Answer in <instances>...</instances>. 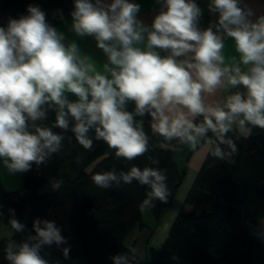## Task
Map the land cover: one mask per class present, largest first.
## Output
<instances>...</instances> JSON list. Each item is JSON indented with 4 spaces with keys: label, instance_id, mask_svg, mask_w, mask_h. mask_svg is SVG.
I'll use <instances>...</instances> for the list:
<instances>
[{
    "label": "clouds",
    "instance_id": "1",
    "mask_svg": "<svg viewBox=\"0 0 264 264\" xmlns=\"http://www.w3.org/2000/svg\"><path fill=\"white\" fill-rule=\"evenodd\" d=\"M156 3L160 10L147 25L138 18L140 5L130 0H74L71 31L96 41L106 56L100 66L81 54L76 41L65 42L38 5L0 26V162L9 173L47 163L69 131L86 151L92 150L94 133L117 158L135 160L149 151L145 116L165 141L192 150L207 144L213 157L227 161L238 151L228 133L247 138L249 126L264 129V15L255 16L242 0H210L217 19L202 29L195 0ZM227 38L238 54L231 63L224 55ZM224 88L235 91L223 102H208ZM129 102L133 111L127 110ZM50 111L55 119L49 125ZM91 179L102 189L133 181L147 186L142 212L154 201L167 203L170 195L158 167L112 168ZM9 211L12 229L25 231ZM32 229L35 234L24 241L7 244L9 264H49L43 249L67 245L55 221L36 218ZM69 253L70 246L62 248L65 259ZM110 259L130 264L123 254Z\"/></svg>",
    "mask_w": 264,
    "mask_h": 264
},
{
    "label": "trees",
    "instance_id": "2",
    "mask_svg": "<svg viewBox=\"0 0 264 264\" xmlns=\"http://www.w3.org/2000/svg\"><path fill=\"white\" fill-rule=\"evenodd\" d=\"M30 4L35 5L30 0H0V18L26 15ZM39 7L55 26L71 17L74 0H48ZM127 110H134L133 102L128 103ZM54 119L50 111L45 123L50 125ZM150 119L143 118L149 151L135 160L117 158L115 149L95 140L94 133H90L92 150L86 151L69 131L59 153L22 173L20 188L7 190L0 178V225L9 223L13 215L10 209L26 225L25 231L0 240V264H9L5 248L10 241L20 243L35 234L32 224L36 218L55 221L67 239V245L43 249L49 264H112L110 258L116 254L128 256L134 264L131 248L124 240L133 226L142 222L145 210L140 211L139 205L149 189L136 181L102 189L91 177L112 168L128 171L133 165L163 170L170 193L168 202L154 201L155 206L148 208L158 223L183 177L174 159L176 149L182 146L154 133ZM228 136L238 151L227 161L213 157L208 150L167 237L158 250L149 251L145 264H264V241L256 228L257 221L264 218V129L252 127L247 138L236 132ZM77 156L82 157L79 163ZM99 157L103 158L87 173L85 168ZM149 157L159 163L152 164ZM57 182L56 190L40 192ZM65 246H70L68 259L62 254Z\"/></svg>",
    "mask_w": 264,
    "mask_h": 264
},
{
    "label": "crops",
    "instance_id": "3",
    "mask_svg": "<svg viewBox=\"0 0 264 264\" xmlns=\"http://www.w3.org/2000/svg\"><path fill=\"white\" fill-rule=\"evenodd\" d=\"M30 1L38 6H45L48 2V0ZM130 2L138 3L140 5L138 18L145 24L151 25L153 18L160 10V5L156 3V0H130ZM195 3H197L202 11L199 27L202 29L207 28L208 24L205 21V17L209 13L210 0H195ZM242 3L248 5V7L254 11L255 16L264 15V0H242ZM7 22L8 20L6 18H0V26H6ZM71 23V17H68L54 27H56L58 31L64 33L66 37L65 42L73 40L76 41L80 47L81 54L88 55L94 62L97 63L98 66L105 63L106 56L102 50L96 46V41L91 37H77L71 31ZM161 54L165 55L163 52H161ZM224 55L227 63H231L233 57L238 58V54L234 49V43L230 38H227L225 41ZM228 92L229 89L227 88L221 89L214 96H209L207 98L208 102H223V99ZM249 128L251 130L252 127L249 126ZM210 138L213 139V136ZM208 150L209 148L207 144L199 146L195 150H192L187 146H182L176 149L174 159L179 170L183 171V177L172 202L163 210L158 223H156L152 211L150 209H146L142 214V222L136 223L125 237L124 243L126 244V242H128L126 245L131 248L130 258L134 264H145L149 251L158 250L162 246L179 210L184 203L189 189L194 182L198 170L208 153ZM175 156L178 158H175ZM2 168L5 167L0 165L1 182L3 186L7 185L4 188L7 190L20 188L22 186V182L18 180L19 173L11 174L5 168L8 172V176H10V180L7 184H5L2 176ZM261 221H264V218H260L257 221L256 228L260 234L261 240L264 241V224H261Z\"/></svg>",
    "mask_w": 264,
    "mask_h": 264
},
{
    "label": "rangeland",
    "instance_id": "4",
    "mask_svg": "<svg viewBox=\"0 0 264 264\" xmlns=\"http://www.w3.org/2000/svg\"><path fill=\"white\" fill-rule=\"evenodd\" d=\"M103 157H99L97 159H95L91 164H89L86 168H85V171L87 173H90L93 168L95 167V165L102 159ZM175 158H178L177 156H175ZM181 162V161H180ZM0 165L3 166L2 162H0ZM2 176H3V180L5 182V184H7V182L10 180V176H8V172L6 171L5 168H2ZM18 180H20L22 182L23 180V175L22 173H19V178ZM7 186V185H5ZM4 186V187H5ZM57 188V185H48V186H45V187H42L40 189V192H51V191H54L56 190ZM15 233V231L12 229L10 223H2L0 225V240L3 238V237H11L13 234ZM126 244H128V242H126Z\"/></svg>",
    "mask_w": 264,
    "mask_h": 264
},
{
    "label": "built area",
    "instance_id": "5",
    "mask_svg": "<svg viewBox=\"0 0 264 264\" xmlns=\"http://www.w3.org/2000/svg\"><path fill=\"white\" fill-rule=\"evenodd\" d=\"M216 19H217V14L211 13L210 11L205 17V21L207 22L208 26H209L210 23L215 22Z\"/></svg>",
    "mask_w": 264,
    "mask_h": 264
}]
</instances>
